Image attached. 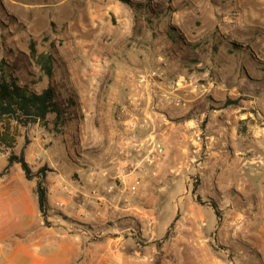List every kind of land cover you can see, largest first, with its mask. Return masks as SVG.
<instances>
[{
    "label": "rangeland",
    "instance_id": "374dc122",
    "mask_svg": "<svg viewBox=\"0 0 264 264\" xmlns=\"http://www.w3.org/2000/svg\"><path fill=\"white\" fill-rule=\"evenodd\" d=\"M30 43L54 58L50 79L38 82L33 61H28L27 73L23 67L30 88L52 87L66 111L64 120L75 121L76 129L83 114L65 108V100L75 91L70 79L78 68L106 72L108 77L104 74V82L98 83L105 104L110 88L128 89L125 82L112 81L115 72L133 71L132 63L141 64L149 54V67L135 71V83L143 84L153 102L155 91L165 93V105L154 104V112L169 122L188 118L172 93L197 96L190 114L200 140L190 168L167 176L152 174L147 204L126 206V221L117 227L114 209L100 204L95 240L126 234L148 264H264V181L261 190L255 186L246 193L235 174L219 176L204 169L212 148L205 143L208 123H230L246 142L264 128V1L0 0V59L27 56ZM82 59L91 60L82 67ZM58 129L60 143L68 142L69 153H75L78 133L73 137L67 127ZM34 136L33 125L19 127L16 153ZM14 169L23 181L19 165ZM127 191L137 194V188Z\"/></svg>",
    "mask_w": 264,
    "mask_h": 264
},
{
    "label": "crops",
    "instance_id": "0c3cea01",
    "mask_svg": "<svg viewBox=\"0 0 264 264\" xmlns=\"http://www.w3.org/2000/svg\"><path fill=\"white\" fill-rule=\"evenodd\" d=\"M148 55L141 64L132 63L133 71L124 75L115 72L112 81L125 82L128 89L122 92L110 88L108 104L100 100L98 86L104 82L106 72L89 73L86 69L84 73V68L82 71L78 68L72 77L74 80L70 76L75 88V106L69 111L83 114L78 129L76 125L73 127L75 121L67 123L64 120V113L55 126L54 115L48 117L46 128L33 124L35 136L22 152L32 172L44 166L49 169L44 176L49 224L44 225L38 210L35 179L22 181L14 169L18 164H13L0 176V264H148L147 257L130 236L109 233L105 238L95 240L93 233L99 226L100 219L95 211L100 204L104 205L102 208L107 204L114 209L117 227L126 221V206L147 204V185L152 174L178 173L182 168H190L195 160L200 139L190 113L197 96L187 91L172 93L173 98L182 101V109L188 112L186 120L174 123L159 117L154 112V104L162 108L165 93L155 91L153 102L143 84L135 83V71L149 67ZM90 60L82 59L78 65ZM101 114L103 119L97 117ZM133 118L135 123L130 122ZM145 118L148 120L144 121ZM207 126L205 143L212 148L205 171L212 170L219 176L235 174L247 188L246 193L253 192L255 186L261 190L264 128L259 127L255 137L246 142L230 123L210 122ZM65 127L68 136L74 137L75 131L78 133L74 143L79 149L75 153H69L68 142L60 143L62 132H55L56 128ZM150 140L162 148L161 156L152 164L145 162ZM17 148L16 139L15 154H18ZM249 153H252L251 157ZM6 158L7 154L0 153V172L7 163ZM135 181L138 185L134 197L127 187ZM83 224L91 229L84 228Z\"/></svg>",
    "mask_w": 264,
    "mask_h": 264
},
{
    "label": "trees",
    "instance_id": "16d2710c",
    "mask_svg": "<svg viewBox=\"0 0 264 264\" xmlns=\"http://www.w3.org/2000/svg\"><path fill=\"white\" fill-rule=\"evenodd\" d=\"M26 48L28 50L27 56L18 53L12 55L13 61L6 58L0 59V153L7 154V163L3 171L0 172V176L8 172L10 167L16 163L20 166L27 180L35 179L38 210L44 225H48L47 190L44 181L46 169L41 167L32 172L24 159L23 152L15 154L14 148L16 139L19 136V127L38 123L46 128L50 115L55 116L53 120L55 126L66 111L62 109V105H60L52 87L47 86L35 91L30 88L29 84L32 82L28 81L26 75L23 74V67L27 73V63L30 60L33 61L39 71L38 82L41 77L50 79L54 71L53 55L49 52L38 53L34 43H30ZM65 105V108L74 110L73 95L66 98ZM214 210L218 216V210L215 206Z\"/></svg>",
    "mask_w": 264,
    "mask_h": 264
},
{
    "label": "built area",
    "instance_id": "2783aa9c",
    "mask_svg": "<svg viewBox=\"0 0 264 264\" xmlns=\"http://www.w3.org/2000/svg\"><path fill=\"white\" fill-rule=\"evenodd\" d=\"M162 154V148L156 144L154 141H149V151L147 153V156L145 157V162L148 164L155 163V161L158 160V158ZM120 176V175H119ZM118 176V178H120ZM138 185V181H135L133 185L129 186V190L131 192H134L136 190V187Z\"/></svg>",
    "mask_w": 264,
    "mask_h": 264
}]
</instances>
